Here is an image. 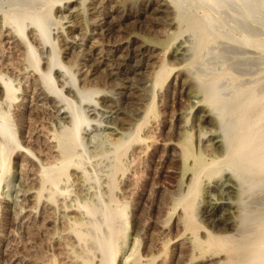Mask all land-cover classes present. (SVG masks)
<instances>
[{"label":"rangeland","instance_id":"rangeland-1","mask_svg":"<svg viewBox=\"0 0 264 264\" xmlns=\"http://www.w3.org/2000/svg\"><path fill=\"white\" fill-rule=\"evenodd\" d=\"M65 1L0 0V36L8 30L20 39L19 45L12 49L0 42V72L12 80L16 97L9 107L6 106L10 109H3L8 116L0 122L11 121L10 128L14 133L9 132L13 133L12 137L19 142L21 149L29 148L36 157L41 155L39 161L24 153L22 156L20 148L14 149V146H8V152L4 151V154L10 152L11 155L9 153L5 164L7 167L2 169L5 173L0 172V242L15 239V244L8 243L5 254L4 249L0 251V264H7L11 255H15L22 262L20 264H106L110 256L104 257L101 253L102 237H105V244L113 239L118 248L116 264H124L122 259L131 253L135 241L136 253L128 264H213L214 261H224L225 256L236 257L229 264H250L247 261L249 255H256V248L264 245V176L261 172L258 174L254 165L255 175H252L253 167L252 174L246 172L242 174L244 179H237L231 165L225 162L228 152L225 138L229 134L227 137L233 139L237 124L242 122L240 111L244 109L245 116L251 103L249 109L252 112L249 111L246 123L242 124L251 125L253 132L255 128L259 129L260 135L255 131V136L250 129L243 127L248 134L245 139H251L250 132L252 137L255 136L253 143L256 146L264 141V121L261 122L258 116L264 119L260 111L264 107V0H174L168 10L163 9L165 12L160 11L153 0H82L78 4L81 14L77 18L68 17V12H57L61 9L58 6L63 7ZM86 8L88 11L84 10ZM151 8L155 9L154 13ZM109 13L105 24L111 22V27L116 23L112 27L120 28L111 37L97 34L94 40L99 42L100 48L107 49L115 39L123 38V34L128 37L126 33L134 32V37L116 56L130 52L131 57L143 58L150 63L136 76L128 72V68L114 70L116 74L104 69L95 74L87 59L88 48L80 46L76 24L82 28L85 26L83 30L90 33L92 22ZM160 13L167 15L161 16ZM176 14L180 15L179 20H175ZM72 24L74 29L68 27ZM19 29L24 31L25 41L21 39ZM35 36L37 41L33 40ZM70 39L76 43H71ZM142 51L143 55L140 54ZM34 58L39 60L40 71L35 69ZM83 59L88 61L85 62L87 83L82 81L73 66ZM60 62L64 65V73L61 76L51 73V78L44 80V72ZM116 63L115 57L108 61L114 67ZM162 63L168 66L163 72V80L156 84L155 73ZM31 73L47 93L55 95L58 90L53 97L54 105L44 108L28 97L29 107H23L22 96L26 95L28 84L24 75ZM125 77H135L136 85L145 90V104L139 117L134 105L130 104L131 99L121 97L120 103L110 99V96H118V84L127 81ZM49 83H53L52 86L48 87ZM87 86L98 93L87 98L83 92ZM253 98L255 102L251 101ZM60 100L66 108L71 105L68 107L70 115L75 111L80 114L77 136L72 132V116L65 121L56 116L54 106ZM17 106L21 107L17 109ZM110 106H114L122 117L125 115L136 124L140 122V131L118 129L119 133L112 137L107 134L102 128L106 118L95 107ZM149 107H152L150 112ZM220 109L226 114L222 122H218V114L215 115ZM257 120L258 126L254 124ZM50 135L53 141H47ZM137 136L142 141H134ZM119 138L124 142L120 147L115 145V139ZM30 139L36 142L35 150ZM60 141L67 145L77 142L65 150L68 155L77 157L76 163L58 177L56 186L59 190L51 183L42 188L41 179L32 180L33 174H38L41 167L55 163L59 164L56 171L60 170L59 166L62 169V152L52 148ZM187 141L191 146L189 156L185 153ZM2 143L0 134V146ZM250 144L247 145L248 152L250 148H256ZM256 149L251 152L257 153ZM260 152H264V147L258 152L264 156ZM243 154L242 157L246 156ZM197 157L205 164L213 160L218 163L199 175V189L191 211L200 230L195 235L179 200L191 185ZM253 163L255 161L250 166ZM24 195L27 202L23 200ZM109 211L113 213L112 221L109 219L111 223L106 220ZM123 211L125 215L121 218ZM10 213L11 217L8 216ZM110 230L113 236L109 239ZM209 234L225 237L227 245L209 247L206 243L200 244L207 241ZM260 238L262 242L258 240Z\"/></svg>","mask_w":264,"mask_h":264},{"label":"bare ground","instance_id":"bare-ground-1","mask_svg":"<svg viewBox=\"0 0 264 264\" xmlns=\"http://www.w3.org/2000/svg\"><path fill=\"white\" fill-rule=\"evenodd\" d=\"M58 1H60V0H58ZM82 0H66L64 3H65V5L63 6V7H61V6H58V7H60L61 9H59L57 12L58 13H64V12H68V14H67V16L68 17H73V18H77L81 13H80V8H79V6H78V4L81 2ZM97 1H101V0H97ZM105 1V0H104ZM108 1V0H107ZM106 1V2H107ZM153 1H155L156 2V6L159 8V10L161 11V10H163V9H169V5H171L172 6V4H174V0H153ZM169 1V2H168ZM101 3V2H100ZM99 3V4H100ZM82 4V3H81ZM104 4H105V2H104ZM149 4V3H148ZM153 4V3H152ZM155 4V3H154ZM97 5V4H96ZM112 5V4H111ZM52 6H54V5H52ZM51 6V7H52ZM85 7V6H84ZM88 7V6H87ZM110 7V6H109ZM117 7V6H116ZM153 7V6H152ZM104 8V7H103ZM113 8V7H112ZM118 8V7H117ZM92 9V8H91ZM91 9H89V11L91 10ZM98 9V8H97ZM105 9V8H104ZM152 9V8H151ZM84 10H87V8L86 9H84ZM82 11L83 13L85 12V11ZM95 10V9H94ZM112 10V9H111ZM153 10V9H152ZM88 11V10H87ZM101 11V10H100ZM113 11V10H112ZM127 11V10H126ZM143 11V10H142ZM149 11H151V10H149ZM154 11H155V9L153 10V13H154ZM164 11V10H163ZM117 12V11H116ZM120 12V11H119ZM123 12V11H122ZM128 12V11H127ZM146 12H147V10H146ZM165 12V11H164ZM170 12V11H169ZM169 12H168V14H169ZM87 14H88V12H86ZM97 13V12H96ZM105 13V12H104ZM111 13V12H110ZM110 13L109 14H107V16H105V17H103L102 19H101V17H100V19L99 20H94V22H92V26H93V29H91V32L90 33H86L83 29H85V26H84V28H82L81 27V25H78L77 26V24H76V26H75V30H76V32L77 31H79V33H78V35H79V39H80V41H81V43H80V46L82 45V47H83V45H86V47L88 48V51H89V54H88V57H87V59L89 60V62H91V64L93 65V70L92 71H94V73L95 72H101L103 69L104 70H108V72L111 70V73L113 74L114 73V70H121V69H123V68H126V70H128L129 69V71L128 72H130L131 74H133L134 76H136V75H138V73H139V71H140V69L142 68V67H144V66H146V65H148V64H150L149 62H145L144 60H143V58H141L142 60H139L138 58H135V57H131V55H130V52H129V54H124V55H118V56H116L117 55V53L119 52V51H121V48H123V46H124V44H126L128 41H130V39H132L133 37H134V35H133V33L134 32H132V33H129V34H127L126 32V36L128 35V37H125L124 36V34H123V38H122V36H121V38L119 37V38H117V37H115V38H117V39H112V40H114L113 42H111V43H109V45H108V48L106 49H102V48H100V44H99V42L97 41V40H94V37H95V35H99V34H101V35H103V36H106V37H111V36H113V34H115V32L117 31V29H119L120 27H118L117 29H115V28H113L114 26H116L115 24H113L111 27H110V24H111V22H110V24L109 25H107V24H105L106 22V18L108 17V16H110ZM114 13V12H113ZM130 14H131V12H129ZM86 14V15H87ZM100 14V13H99ZM112 14V13H111ZM123 14V13H122ZM135 14V13H134ZM156 14V13H155ZM158 14V13H157ZM165 14V13H164ZM163 14V15H164ZM173 14V13H172ZM84 15V14H83ZM95 15V14H94ZM98 15V14H97ZM100 15H102V14H100ZM124 15V14H123ZM138 15V14H137ZM160 15H161V13H160ZM163 15H161V16H163ZM165 15H167V14H165ZM170 15V14H169ZM134 16V15H133ZM122 17V16H121ZM156 17H159V15L158 16H156ZM166 17H168V16H166ZM85 18V17H84ZM98 18V17H97ZM137 18V17H136ZM135 18V19H136ZM66 19V18H65ZM96 19V18H95ZM134 19V20H135ZM171 19V18H170ZM170 19H168L170 22H171V20ZM180 19V15L179 14H176V17H175V20H179ZM90 20V19H89ZM128 20V19H127ZM164 20H165V18H164ZM167 20V21H168ZM76 21V20H75ZM92 21H93V18H92ZM162 21V20H161ZM83 22V21H82ZM114 22V21H113ZM85 24H87V23H85ZM118 24V23H117ZM118 25H120V24H118ZM87 26L89 27L90 25H88L87 24ZM174 26V25H173ZM68 27H71V28H73L74 29V27H73V24H72V26H68ZM121 27H122V25H121ZM66 28V27H65ZM72 29V30H73ZM89 29V28H88ZM88 29H86V30H88ZM19 31H21V36H22V38L21 39H25V34L23 33L24 31L22 30V29H19ZM18 31V32H19ZM70 31V30H69ZM121 31V30H120ZM128 31V30H127ZM119 32V31H118ZM67 33V32H66ZM124 33V32H123ZM71 34V33H70ZM75 35V33L73 32V35L72 36H74ZM97 35V36H98ZM101 35H99V36H101ZM120 35V34H119ZM135 35H137V33L135 34ZM97 36H96V38H97ZM115 36V35H114ZM118 36V35H117ZM36 37V36H35ZM34 37V41L36 40L37 41V37L35 38ZM125 37V38H124ZM72 38V37H71ZM74 38V37H73ZM114 38V37H113ZM137 39V38H136ZM20 39L19 38H17L14 34H12V32H9L8 30L7 31H5L1 36H0V42L1 43H3V44H5L6 46H8V48L9 49H12V48H14V47H17L18 45H19V43H20V41H19ZM69 40V39H68ZM78 40V39H77ZM100 40V39H99ZM102 40V39H101ZM100 40V41H101ZM108 40V39H107ZM111 40V41H112ZM25 41V40H24ZM23 41V42H24ZM103 41V40H102ZM135 41V40H134ZM27 42V41H26ZM70 42L71 43H76V42H73L71 39H70ZM106 43H107V41H105ZM109 42V41H108ZM101 43V42H100ZM143 43V42H142ZM102 44V43H101ZM105 44V43H104ZM151 45V44H150ZM27 46H28V48L30 49V47H31V44H30V42L29 43H27ZM80 46H78V48L80 47ZM145 46V45H144ZM127 47V46H126ZM146 47V46H145ZM27 48V47H26ZM70 48H72V47H70ZM125 48V47H124ZM123 48V49H124ZM83 49V48H82ZM133 51H134V49H132ZM148 50V49H147ZM185 50V49H184ZM32 51V50H31ZM79 51H80V49H79ZM131 51V50H130ZM138 51V50H137ZM144 51V50H143ZM141 52L140 54L141 55H143L144 54V52ZM157 51V50H156ZM155 51V52H156ZM84 52V51H83ZM149 51H147V53H148ZM154 52V51H153ZM154 52V53H155ZM86 53V52H85ZM126 53V52H125ZM134 53V52H133ZM137 53V52H136ZM146 53V52H145ZM150 53V52H149ZM121 54V53H120ZM123 54V53H122ZM139 53H137V55H138ZM83 55V54H82ZM135 55V54H134ZM36 56V55H35ZM136 56V55H135ZM149 56V55H148ZM147 56V57H148ZM161 56V55H160ZM183 56V55H182ZM111 57H115L116 58V60H117V63H116V67H114L113 66V64L112 65H110V64H108V61L110 60V58ZM146 57V56H145ZM183 57H185V56H183ZM149 58V57H148ZM152 58V57H151ZM82 59V58H81ZM155 60H156V58H155ZM159 60H160V57H159ZM87 60H84L83 59V62H82V60H81V62L80 63H74V69H75V71H76V73L78 74V75H80L81 76V78H82V81L84 80V82H88V72H87V70L88 69H86V65H85V62H86ZM1 62V61H0ZM34 62H35V69H37V71H40L41 69H39V60L37 59V58H34ZM78 62H79V60H78ZM88 62V61H87ZM129 62H131L132 64H129ZM182 62V61H181ZM59 63V62H58ZM58 63H56L57 65L56 66H51V67H49V69L46 71V72H44V74H43V78H44V80L46 79H50L51 78V73H56V74H58L59 76H61L62 75V73H64L63 72V68H64V65L60 62V64H58ZM161 63V62H160ZM7 65V64H6ZM55 65V64H54ZM168 66V65H167ZM167 66H166V64L165 63H162L161 64V66H160V69H159V71H157L156 73H155V82H156V84H158V83H160L162 80H163V77H164V75H163V72L167 69ZM9 67V66H8ZM88 68H89V66H88ZM128 68V69H127ZM34 69V70H35ZM173 70V69H172ZM65 71V70H64ZM36 73V72H35ZM40 74V73H39ZM41 74H42V72H41ZM96 74V73H95ZM98 74V73H97ZM110 74V73H109ZM114 74H116V73H114ZM119 74H121V73H119ZM57 75V76H58ZM180 75V74H179ZM24 76H25V78H24ZM23 76V78L24 79H26V83H28V84H26V90H25V96H22V97H24L23 98V103H22V105H23V107L24 108H26V107H29V105H27L28 104V102H29V99H27L28 97H30V101H32V99L34 100V101H36L37 102V104L38 105H40L41 107H49V106H51V104L52 105H54L53 104V97L55 98L56 96L55 95H57V92H58V90L55 92V95H51L52 93L50 92V94L49 93H47V91H45V90H43V88H45V87H43V88H41V86H40V84L37 82V79L38 78H35V76H34V73L32 74H30V75H24ZM73 78V77H72ZM126 79H127V81H125V82H122V83H120V84H118V87H117V89L119 90V92H117V97H112V96H110L111 98L110 99H112V101L113 100H115V102L116 103H120L118 100H120L121 99V97H123V98H128L129 100L131 99V101H130V104H132V105H134V107H135V114L138 116L139 114H141L142 113V107H143V103L145 104V102H144V96H143V94L145 93L144 91V89H141V88H139L138 87V85H136V81H134V79H135V77H132V78H128V77H125ZM125 79V80H126ZM83 83V82H82ZM53 84V83H52ZM52 84L51 83H49V84H47V86L49 87V86H52ZM54 84H55V82H54ZM25 85V84H24ZM42 85V84H41ZM85 85V84H84ZM43 86V85H42ZM88 87V86H87ZM154 87H155V85H154ZM160 87V86H159ZM86 88V87H85ZM15 90V89H14ZM63 90V89H62ZM60 92H62L61 90H59ZM155 91V90H154ZM83 92H85V95H86V97L87 98H90L91 96H93L94 94H96V90L94 89V88H86V89H84L83 90ZM14 93H16V90H15V92ZM98 93V92H97ZM15 95V94H14ZM13 95V87H12V80L10 79V78H6L5 77V75H3L1 72H0V120L2 119H4L3 117H7L8 115H7V113L6 112H4V108H7V107H9L10 106V104H12L11 102L13 101V100H15L16 99V97ZM108 95V94H107ZM60 95H58L57 97H59ZM103 97V96H102ZM144 97V98H143ZM60 98V97H59ZM259 98V97H258ZM58 99V98H57ZM150 99V98H149ZM255 98H253V100H251V101H253V102H255V100H254ZM147 100V99H146ZM256 100H257V98H256ZM262 100H264V99H262ZM59 101V100H58ZM69 101V100H68ZM67 101V102H68ZM215 101V100H214ZM214 101H212V102H214ZM261 101V100H260ZM57 102V101H56ZM149 102V101H148ZM17 103V102H16ZM263 103V106H264V102H262ZM30 104V103H29ZM68 104H70L69 102H68ZM146 104H147V102H146ZM151 104V103H150ZM213 104V103H212ZM251 104V103H250ZM250 104H249V108L251 107L250 106ZM9 105V106H8ZM21 105V106H22ZM30 105H32V103L30 104ZM64 104H62V101L60 100V103H57V104H55V110H56V116L58 117V119H60V120H62V121H65V120H67V119H69V118H71V116H72V118H71V120L70 121H73V123L72 124H74L73 125V129H72V132H74V135L75 136H77V134L79 133V130H80V125H79V123H80V114L78 113V111L76 112H71V115H70V113H69V109H68V107H70V106H67V108L65 107V106H63ZM214 105V104H213ZM246 104H244L243 106H245ZM252 105V104H251ZM7 106V107H6ZM21 106H17V109H19ZM147 106V105H146ZM223 106V105H222ZM243 106H241V107H243ZM31 107V106H30ZM53 107V106H52ZM215 107H216V105H215ZM225 107V106H224ZM32 108V107H31ZM31 108H29V110L31 109ZM39 108V107H38ZM96 108V110H99L100 112H101V114L106 118V124L105 125H103L102 126V128H103V130L104 131H106L107 132V134H109L111 137L112 136H114V135H116V134H118L119 133V130H130V131H134V130H136L137 132H139L140 131V129H141V124H139L140 122H138V124H136V122H134L133 120H131V119H126L124 116L125 115H123V117L118 113V111L117 110H115V108H114V106H110V107H107V108H101V107H95ZM240 108V107H239ZM248 108V110L250 111L251 109H249ZM259 108V107H258ZM262 108V107H261ZM260 108V109H261ZM7 109H10V108H7ZM144 109V108H143ZM213 109V108H212ZM222 109H224V108H222ZM222 109H220L219 111H218V113H215L214 111V113H215V115H217L218 114V122H222V121H224V119H225V115L226 114H224L223 112H224V110L226 111V109H224L223 111H221ZM259 109V110H260ZM95 110V109H94ZM246 110H247V108H246ZM253 110V109H252ZM254 110H255V108H254ZM148 111L150 112V111H152V107H149L148 108ZM249 111H247L246 113H248V116L246 115V113H245V116H244V114L242 113V112H244V109H241V111H240V115H239V118H240V120H242V122H240L239 121V119L237 120V121H239V123L237 124V126H236V131L234 132V134H232V137H233V139L231 140L230 139V137H227V136H230L229 134H227V136H226V138H225V140H226V143H227V145H228V152H227V156H226V158H225V162L227 163V165H231L230 166V168H232V170L234 171V173L233 174H236L237 176H236V178L238 179H240V180H242V179H244V177L245 176H242V174H244V173H246V172H250V174H252V168L254 167V165L256 166V168L258 169V174H260V172H261V174L264 176V156H262L261 154H258V152L261 150L262 151V148L264 147H262L261 146V143H263V142H261V140H260V145H255L254 143H253V141L255 140L256 141V139H255V136H256V132L255 131H257L258 133H257V135H260L259 133V129L257 130V128H255L256 130L253 132V130H251L252 128L250 127L251 125H247V126H249V127H247V126H243V124H245L246 123V119H247V117H249ZM256 111V110H255ZM255 111H253L256 115H258V113H256ZM261 111V115L264 117V107H263V109L262 110H260ZM250 112H252V111H250ZM257 112H259V111H257ZM123 113V112H122ZM212 113V112H211ZM225 113H227V111L225 112ZM72 114H74V115H72ZM150 114V113H149ZM251 115H253L254 116V114H252V113H250ZM259 114H260V112H259ZM121 117H120V116ZM21 116V115H20ZM136 116V117H137ZM243 116H244V119H243ZM259 116V118H260V120H261V122L262 121H264V119H261V116L260 115H258ZM128 117H129V115H128ZM139 117V116H138ZM208 116H206V118H207ZM245 117H246V119H245ZM9 118V117H8ZM255 118H257L256 116H255ZM254 118V119H255ZM259 118H257L258 120H259ZM208 119V118H207ZM7 120V119H6ZM258 120L257 121H255V125H259V123H258ZM259 120V121H260ZM9 122H11L10 120H9ZM9 122H7V121H2V122H0V134H1V136H2V140H3V143H2V145L0 146V172L2 171V169L4 168V167H7V166H5V164H6V162H8L7 161V158H8V155H9V153L7 154H4V151H6V149H7V147L8 146H14V149L17 147V148H20V144H19V142L17 143L16 141H14L15 139H13V131H12V129L10 128V127H12V126H10V123ZM243 122H245V123H243ZM260 122V123H261ZM243 123V124H242ZM252 123V124H253ZM258 123V124H257ZM100 124V123H99ZM250 124V123H249ZM253 124V125H254ZM87 125H89V123L87 124ZM252 125V127H255V125L253 126ZM223 126V125H222ZM256 126V127H257ZM233 127V126H232ZM243 127H245V128H247V129H250V132L252 131V134H254L255 136H253L252 137V134L250 135V132H248L249 133V137H251V139L250 138H246L245 139V136H247L248 137V134H247V132H246V130H243ZM234 128V127H233ZM264 128V127H263ZM119 129V130H118ZM133 129V130H132ZM229 129H231L232 130V128H230L229 127ZM254 129V128H253ZM12 131L13 133H11V132H9V131ZM226 131V130H225ZM243 131H245V133L247 134H245L244 135V132ZM260 131H261V133H262V130L260 129ZM226 132H230V130H227ZM16 135V134H15ZM14 135V136H15ZM24 135V134H23ZM149 135V134H148ZM132 136H134V134H132ZM16 137V136H15ZM14 137V138H15ZM260 137H262V136H260ZM47 138H48V136H47ZM150 138V137H149ZM10 139H13L12 141H10ZM113 139V138H112ZM230 139V140H229ZM247 139H249V140H247ZM261 139H263V138H261ZM17 140V139H16ZM53 141V137H51V135H50V137H49V139L47 140V141ZM130 140V137H129V139L127 140V141H129ZM257 140H259V139H257ZM18 141V140H17ZM126 141V142H127ZM134 141H137V142H140V141H142V138L141 137H139V136H137L136 138H135V140ZM146 141H148V140H146ZM232 141V142H231ZM30 142H31V146H32V149L35 147V141L34 140H31L30 139ZM124 142H123V140H122V138H119V139H115V145L116 146H119L120 147V145H122ZM210 143V142H209ZM251 143V144H250ZM258 143V144H259ZM19 144V145H18ZM126 144V143H125ZM124 144V145H125ZM205 144H206V142H205ZM250 144V146L252 145V146H254V147H256L257 149H259L258 147H261L260 148V150H257L256 148V151H257V153L255 152V154H253V152H251V150L253 149L254 151H255V149L254 148H250L249 150V152L247 151V149L249 148L247 145H249ZM70 145V148H72V147H74L75 145H77V142H75V141H73V142H71V143H68V145L67 144H64L62 141H60V142H58V144H56V146H53L52 148H58L61 152H62V155H63V157H64V159L61 161V163H60V165L62 166V169H61V167L59 166V169L60 170H58V171H56L58 168H57V165H59V164H53V165H50V166H44V167H41V170L39 171V173L37 174H33V176L34 177H32V180H34L35 181V179L37 180V178H38V180L39 179H41V181H42V188H44V185L46 184V183H48V184H52L53 186L52 187H56V189H58L57 188V186H56V184H57V181H58V177L61 175V174H63V173H65V172H67L68 171V168H70V166H74L75 165V163H76V159H77V157H76V159L73 157V156H71V155H68V153L69 152H67L66 153V149H67V147ZM227 145H225V146H227ZM19 146V147H18ZM251 146V147H252ZM21 147H23V146H21ZM136 147V146H135ZM248 147V148H247ZM121 148H122V146H121ZM124 148V147H123ZM123 148H122V150H123ZM132 148V147H131ZM36 148H34V150H35ZM8 150H9V147H8ZM8 150L6 151V152H8ZM11 150H12V148H11ZM120 150V149H119ZM252 150V151H253ZM17 151V150H16ZM19 151H21L22 152V156H23V153H24V155L26 156V155H28V157L30 156V157H32V158H34V157H36L35 155H34V153L29 149V148H25V149H21L20 148V150ZM37 151V150H36ZM55 151V150H54ZM53 151V152H54ZM117 151H118V148H117ZM245 151H247V152H245ZM56 152V151H55ZM119 152V151H118ZM121 152V151H120ZM243 152H244V154H243ZM20 153V152H19ZM134 153V152H133ZM140 153V152H139ZM185 153H186V155H191V146H190V143H189V141H187V143H186V145H185ZM246 153V154H245ZM260 153H263L264 154V152H260ZM18 154V153H17ZM123 154V153H122ZM241 154H243V155H246V156H241ZM10 155H11V153H10ZM21 155V154H20ZM44 155V154H43ZM47 155V154H46ZM50 154H48V156H49ZM240 155V156H239ZM253 155H256V157H254ZM259 155H261V156H259ZM41 156V155H40ZM39 155H38V157H36L37 159L36 160H41L39 157H40ZM51 156V155H50ZM56 156V155H55ZM54 156V157H55ZM258 156L261 158H258ZM27 157V158H28ZM73 157V158H72ZM49 158V157H48ZM31 159V158H30ZM35 159V158H34ZM34 159H32V160H34ZM51 159V158H50ZM58 159V158H57ZM255 159V160H254ZM258 159H260L259 161H258ZM52 161V160H51ZM253 161H255V163H253V165L252 166H250V164H252V162ZM18 163H20L19 161H17ZM248 162V167H247V165H246V163ZM250 162V163H249ZM17 163V164H18ZM39 163V162H38ZM50 163V162H49ZM59 163V162H58ZM195 163H196V166H195V168H196V172H195V174L193 175V179H192V182H191V185H190V187H189V189H188V191H187V193L185 194V195H183V196H181V199L179 200V204L180 205H182L183 206V208H184V210L187 212V215H188V218H189V224H190V226H191V228H192V231L194 232V234L196 235V233H199L198 231H200V230H198L197 229V226H196V224H195V221H194V217L192 218V216H191V211H192V208H193V204H194V198H195V194L197 193V191H198V189H199V175H200V173H202L203 171H205V170H207L208 169V167L209 166H211V165H213V164H216V163H218V161H212L210 164H205L204 162H202V160H200V158L199 157H197V158H195ZM20 164H22V163H20ZM21 166H23V165H20V167ZM41 166V165H40ZM222 166V165H221ZM249 166H250V168H249ZM25 167V166H24ZM221 168V167H220ZM19 169H21V168H19ZM23 169V168H22ZM20 170V171H23V170ZM222 169V168H221ZM4 170V169H3ZM6 170V169H5ZM25 170H27V169H25ZM231 169H229V171H230ZM254 172H253V174L252 175H255V167H254ZM3 172V171H2ZM25 172V171H24ZM23 172V173H24ZM231 172V171H230ZM3 173H5V172H3ZM18 173H19V171H18ZM27 173V172H26ZM25 173V174H26ZM220 173V172H219ZM231 174H232V172H231ZM239 174V175H238ZM21 175V174H20ZM24 175V174H23ZM28 175V174H27ZM257 175V174H256ZM25 176V175H24ZM66 176V175H65ZM240 176V177H239ZM23 177V176H22ZM22 177H20L21 179H22ZM26 177V176H25ZM62 177V176H61ZM63 177H64V175H63ZM243 177V178H242ZM28 178H30V177H28ZM31 179V178H30ZM236 179V180H237ZM27 180H29V179H27ZM21 181V180H20ZM239 181V180H238ZM33 182V181H32ZM0 183H1V181H0ZM62 183V182H61ZM240 183V182H239ZM60 185V184H59ZM26 186V185H25ZM24 186V187H25ZM49 186H51V185H49ZM209 186V185H208ZM46 187V186H45ZM55 189V188H54ZM59 190V189H58ZM57 190V191H58ZM61 191V190H60ZM59 191V192H60ZM41 192V191H40ZM62 193H64V192H62ZM43 194V193H42ZM21 195H23V194H21ZM27 195V194H26ZM30 195V194H29ZM30 196H32V195H30ZM30 198V197H29ZM23 200H25L26 202H27V198H26V196L24 195V198H23ZM30 201V200H29ZM128 204V203H127ZM126 205V204H125ZM43 206V205H42ZM83 206V205H82ZM81 206V207H82ZM44 207V206H43ZM83 207H85V206H83ZM220 207V206H219ZM228 207V206H227ZM40 208V207H39ZM46 208V207H45ZM160 209V208H159ZM196 209V208H195ZM223 209V208H222ZM222 209H220V210H222ZM89 210V209H88ZM118 210V209H117ZM137 210V209H136ZM115 211V210H114ZM126 211V210H125ZM125 211H123L122 212V214H121V218H122V216H124L125 215ZM50 212V211H49ZM72 212V211H71ZM113 212V211H112ZM111 212V213H112ZM221 212V211H220ZM41 213V212H40ZM47 213H48V211H47ZM13 214H15V213H13ZM89 214H92L91 212L89 213ZM107 214L108 215H110L109 217L108 216H106V220L108 219V221H109V219H111L112 218V214H110V211H109V213L107 212ZM106 214V215H107ZM115 214V213H114ZM137 214V213H136ZM186 214V213H185ZM19 215V214H18ZM45 215V214H44ZM8 216H10L11 217V213L10 214H8ZM7 216V217H8ZM115 216V215H114ZM118 216H120V215H118ZM1 217V216H0ZM12 217H14V215H12ZM18 217V216H17ZM16 217V218H17ZM41 217H43L42 215H41ZM46 217H48L47 215H46ZM45 217V218H46ZM49 218V217H48ZM47 218V219H48ZM119 218V217H118ZM28 220V219H27ZM43 220H44V222H45V219L43 218ZM19 221V220H18ZM32 221V220H31ZM110 221H112V219L110 220ZM109 221V222H110ZM20 222V221H19ZM107 222V221H106ZM28 223V222H27ZM111 223V222H110ZM8 224V223H7ZM108 224V223H107ZM3 227V226H2ZM1 227V228H2ZM129 227V226H128ZM137 228V227H136ZM97 230H98V228H97ZM115 230V229H114ZM114 230H112V231H114ZM136 230V229H135ZM96 231V230H95ZM110 232H111V230H110ZM110 232H108V234L110 233ZM119 234V233H118ZM112 235V232L110 233V237H109V239L113 236H111ZM6 237V236H5ZM66 237V236H65ZM260 237V236H259ZM262 237H264V234H263V236ZM103 238V237H102ZM101 238V241H102V244H100V243H98V245L100 244V246H99V248L101 247V249H103L102 250V254H103V256L105 257V256H107L108 258H109V256H110V258H109V260H106V258H105V260L107 261L106 262V264H116V258H117V252H118V248H116V246H115V243H114V241H112L113 239H110V241H107L106 242V244H105V237H104V239H102ZM226 238L225 237H215V236H212V235H208L207 236V241L206 242H199L200 244H204V243H206V244H208L209 245V247H214V246H216V247H225V245H227V244H225V242H224V240H225ZM264 239V238H263ZM1 240H3V239H1ZM5 240V239H4ZM13 240H15V239H6V243H5V241H1L0 243V251L2 250V249H4V254L6 253V251L9 249V247H8V243L10 244L11 243V241H12V243H14L13 242ZM99 240V239H98ZM119 240V239H118ZM258 240H261V238L260 239H258ZM104 241V242H103ZM195 241H197V239H195ZM70 242V241H69ZM98 242V241H97ZM100 242V241H99ZM260 242H262V240L260 241ZM256 243V242H255ZM258 244H259V242H257ZM15 244V243H14ZM105 246H104V245ZM71 245V244H70ZM118 245V244H117ZM253 245V244H252ZM263 245V244H262ZM73 246V245H72ZM255 246V245H254ZM253 246V247H254ZM257 246V245H256ZM259 246H261V245H259ZM77 247V246H76ZM252 247V246H251ZM14 248V247H13ZM256 249H258V250H255V248L253 249V250H255L256 252H257V254L255 255H253L252 257H250V255H249V257L247 258V261H248V263H250V264H264V245L263 246H261V247H257ZM68 250V249H67ZM15 251V250H14ZM69 251V250H68ZM109 251V253L107 254V255H105V253L106 252H108ZM110 251H112V252H110ZM254 251V252H255ZM261 251H263L262 253H263V255L261 254ZM105 252V253H104ZM258 252H260V253H258ZM11 253V252H10ZM112 253V254H111ZM135 253H136V241H135V243H134V247L132 248V251H131V253L128 255V256H124L123 257V259L122 260H124L123 262H124V264H128V262H129V259L131 258V256H133V255H135ZM238 253V252H237ZM248 253V252H247ZM9 254V253H8ZM111 254V255H110ZM251 254V253H250ZM11 255V254H10ZM9 255V256H10ZM64 255V254H63ZM67 255V254H66ZM227 255V254H226ZM24 256V255H23ZM238 256V255H237ZM73 258V257H72ZM234 258H236V257H234ZM234 258L233 257H231V256H228V257H226L225 256V258H224V261H226V262H224V261H220V260H218V261H214V262H212L213 264H215V263H218V264H229V263H232V262H234ZM32 259V258H31ZM37 259V258H36ZM60 259V258H59ZM66 259V258H65ZM244 259V258H243ZM104 260V261H105ZM6 262H7V260H6ZM31 262V261H30ZM103 262V261H102ZM20 263H22V262H20L16 257H15V255H11L10 256V258L8 259V262H7V264H20ZM52 263V262H51ZM105 263V262H104ZM103 263V264H104ZM138 263V262H137ZM3 264V263H2ZM35 264H43V263H39V262H36ZM102 264V263H101Z\"/></svg>","mask_w":264,"mask_h":264}]
</instances>
